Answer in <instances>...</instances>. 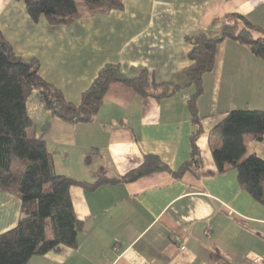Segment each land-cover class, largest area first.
Segmentation results:
<instances>
[{
    "label": "crops",
    "instance_id": "obj_1",
    "mask_svg": "<svg viewBox=\"0 0 264 264\" xmlns=\"http://www.w3.org/2000/svg\"><path fill=\"white\" fill-rule=\"evenodd\" d=\"M123 3L122 10L52 27L45 18L32 22L23 1L0 0V33L17 57L37 60L40 76L60 89L67 102L79 105L106 65L119 66L128 78L147 70L158 84L185 85L188 38L220 35L233 14L264 30V0ZM85 11L84 7L80 12ZM202 88L197 100L201 166L179 180L169 172L133 182L122 179L148 155L160 158L173 172L190 160L196 128L187 101L194 86L155 100L115 83L88 124L66 123L41 103L27 104L34 123L32 135L44 137L59 175L84 183L119 180L96 188L73 186L70 196L82 222L78 247H61L27 264H215L218 258L231 264H255L264 260V206L241 189L236 170L218 174L212 155L213 148L222 144L215 128L227 112L264 111V60L247 46L226 40L218 48L214 70L204 75ZM245 143L243 159L254 154L264 159V141L246 136ZM18 166L14 161L15 170ZM21 209L16 194L0 189V235L17 226Z\"/></svg>",
    "mask_w": 264,
    "mask_h": 264
},
{
    "label": "trees",
    "instance_id": "obj_2",
    "mask_svg": "<svg viewBox=\"0 0 264 264\" xmlns=\"http://www.w3.org/2000/svg\"><path fill=\"white\" fill-rule=\"evenodd\" d=\"M23 1L32 22L45 18L50 26H67L83 16L108 14L122 10L124 0H82L86 9L81 13L77 0H17ZM221 33L210 37L201 34L187 39L190 46V66L184 74L185 85L156 83L147 70L128 78L117 65L104 66L91 87L82 95L81 103L66 101L62 91L46 82L39 73V62L16 56L11 44L0 33V189L16 194L22 202L17 226L0 235V264H27L35 256L59 251L61 247L76 249L82 230L74 212L70 190L80 185L96 188L119 180L100 179L84 183L56 172L44 137L32 135L34 123L27 104L38 98L43 108L57 119L71 124H88L99 113L110 87L122 83L143 98L162 100L182 88L194 86L195 92L187 101L195 131L191 137V157L177 172L160 158L145 156L143 164L122 180L133 182L158 172H169L181 179L200 168L198 140L201 136L197 100L203 93L205 74L214 70L219 46L226 40L247 46L256 58L264 60V30L243 16L228 17ZM257 36V37H256ZM49 125V124H48ZM48 127V126H47ZM222 144L212 150L218 174L236 170L242 190L264 206V159L251 155L243 159L246 136L264 141V111L249 108L227 112L216 126ZM19 162L18 168L13 167ZM215 264H231L218 258Z\"/></svg>",
    "mask_w": 264,
    "mask_h": 264
},
{
    "label": "rangeland",
    "instance_id": "obj_3",
    "mask_svg": "<svg viewBox=\"0 0 264 264\" xmlns=\"http://www.w3.org/2000/svg\"><path fill=\"white\" fill-rule=\"evenodd\" d=\"M77 5H78V8H79V10L82 12V11H84V4H83V1L82 0H77ZM32 103H34V104H39V103H41L39 100H38V98H34L32 101H30L29 103H28V106L29 105H31ZM30 107V106H29ZM248 138V137H247Z\"/></svg>",
    "mask_w": 264,
    "mask_h": 264
},
{
    "label": "built area",
    "instance_id": "obj_4",
    "mask_svg": "<svg viewBox=\"0 0 264 264\" xmlns=\"http://www.w3.org/2000/svg\"><path fill=\"white\" fill-rule=\"evenodd\" d=\"M177 242H180L179 238H177ZM181 249L184 250L185 247L182 246ZM255 264H264V260H256V261H255Z\"/></svg>",
    "mask_w": 264,
    "mask_h": 264
}]
</instances>
